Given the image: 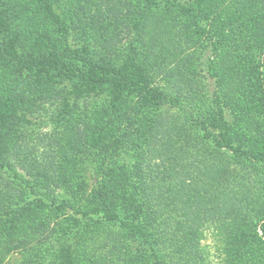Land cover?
Here are the masks:
<instances>
[{"label":"rangeland","instance_id":"obj_1","mask_svg":"<svg viewBox=\"0 0 264 264\" xmlns=\"http://www.w3.org/2000/svg\"><path fill=\"white\" fill-rule=\"evenodd\" d=\"M111 1L115 5L109 10L116 14L112 19L107 17L104 0H21L25 7H35L26 12L27 22L23 18L24 13L22 14L24 8L21 10L23 4L12 8L17 13L16 19H23L26 25L30 22L36 24L37 20L45 21L48 26L45 30L51 37V42L55 37L60 39L61 36L62 55L76 57L82 54L87 61L92 59L97 62L107 59L115 66L122 65L130 57L135 58L138 65L145 67L148 63L145 49L148 47L153 56H160L164 51H175L178 54L171 55L170 59L184 61L172 66V70L184 73L199 88L189 90L186 87L184 91L183 86L180 89L172 88L169 85L172 73L163 77L159 71H150V81L167 96L160 108L142 107L140 100L134 95L126 96L124 102H118L116 107L111 108L109 102L113 98L108 94L96 96L86 92L80 98L79 109H72L62 100L55 102L57 106L46 103L45 107L32 109L28 105L27 95L22 94V87H19L17 116L11 119L10 128L0 127V264H61V260L67 261L70 256L83 259L86 264H111L108 248L98 247L105 239H109L110 232L118 233L119 230L98 222H80L78 217L84 212H90L94 216L101 215L96 196L99 183L106 179V174L110 176L111 185L115 186L114 179L117 178L127 182V185L131 182L136 186L134 175L141 174L143 167L150 169L145 161L153 150L147 142L157 129L153 122L166 116L171 120L175 119L176 124L187 123L188 127H192L194 136L205 135L203 143L214 156L209 159H204L199 153L198 156L202 164L214 166L212 175L219 181L212 182L214 194L210 191L211 197L208 200L213 202L223 198L226 184L237 185L239 181L243 184L245 195L262 197L261 192L264 193V186L261 184L264 163H257L258 168H252L250 173L244 174L242 166L227 148L218 149L215 142L209 140L215 137L217 141H223L221 136L226 133V128L221 125L213 128L205 122V119L211 118L209 115L217 116L223 111L225 122L234 127L249 110L252 119L250 128L253 130L251 135L254 141L264 143V96L257 95L253 101L245 103L240 95L239 105L236 106L237 103L231 101L227 92H238L241 74L238 75L237 70L235 76H215L217 68L226 65L221 57L224 42L233 39L235 35L239 39L238 45L249 50L247 62L243 64L246 65L245 70L248 69L258 81L261 80V90H264V37L257 35L251 28L256 4L258 1L264 3V0H204L201 4L198 0ZM4 3L10 6L11 1L0 0V8H3ZM99 9H103L104 17L94 20L100 25L96 27L111 25L113 38L119 40L117 47L113 44L110 48H105L99 31L91 24L88 15ZM85 16L87 21L77 26L75 21ZM104 18L108 19L106 24L103 22ZM126 19L132 24L131 27L126 24ZM8 23H12V18ZM51 25L54 26L53 30ZM16 29L22 31L16 26L7 25L4 29L0 27V59H6V55L11 54L13 47H7L8 42L19 43L21 40V36L17 40L13 38ZM222 33L228 39L223 40L225 36ZM22 35L26 37L23 32ZM42 35L37 45L32 46L36 34L31 33L27 38L28 43L24 40L21 47L15 45L18 55L26 61H31L29 57L35 59L36 56V60L38 56L43 57L51 49L48 44L51 42L43 38L46 34ZM2 50L4 54L1 55ZM140 53H144V57ZM158 62L162 64L157 60L152 63L158 66ZM0 73H4L2 68ZM23 73L27 75L28 71L23 70ZM186 81L179 80L182 83ZM230 82L236 88H231ZM49 87L63 94L85 88L76 79L67 80L60 77V74L53 76L46 88ZM43 90L44 86H38L35 92ZM192 94H197L198 100L192 99ZM88 95L90 97L83 102ZM243 107L247 110L242 111ZM125 114H128L129 121ZM14 125L16 130L24 134V142L18 139L17 134L14 135ZM2 131H8V135L2 136ZM110 131L112 132L108 133ZM125 135H129V138ZM17 139L18 144L27 145L30 149L28 159L17 156L14 152L16 146L9 148V142L12 140V144L17 143ZM239 143L244 145L242 137H239ZM239 143L235 142V145ZM56 147L63 149L60 160L59 156L54 157ZM254 151L257 149L254 148ZM35 159L40 166L32 169L31 164H34ZM56 161L67 167L68 175L63 179L64 185H71L73 191L66 187H51L53 182L48 184L42 177L41 165ZM156 169H159L158 166ZM234 192L239 199L240 190L236 188ZM232 194L231 192L228 196ZM38 198L40 200L36 202ZM44 198L63 202L73 209V213L79 211L80 216L75 217L72 213L55 214L42 205ZM241 215L243 220L248 214L243 212ZM33 217L34 225L38 224L40 228L27 226V221ZM206 221L208 224L200 230L198 246L204 251L207 264H252L254 256L251 254L257 245L254 231L252 233L254 227L249 221H231L229 225L225 223L220 226L219 231L213 229L210 217ZM194 222L191 221L192 224ZM233 226L245 230L246 235L241 237L233 234L231 241H228L226 231ZM258 226L256 233L262 238L263 233L260 225ZM40 231H45L43 237L39 236ZM33 232L37 235L31 236L30 233ZM29 235L30 238H27ZM13 239L15 242L11 243L10 240ZM18 239L28 240L19 242ZM20 243L22 248L19 247ZM4 244L8 246L2 248ZM131 247L140 249V242L131 241ZM261 252L264 253V248ZM143 260L145 264H155L149 251L145 252Z\"/></svg>","mask_w":264,"mask_h":264},{"label":"trees","instance_id":"obj_2","mask_svg":"<svg viewBox=\"0 0 264 264\" xmlns=\"http://www.w3.org/2000/svg\"><path fill=\"white\" fill-rule=\"evenodd\" d=\"M10 1V6L4 3L2 5L3 8H0L5 9V11L0 10V27L4 29L9 25L10 27L21 28L22 31L18 29L14 31L15 35L13 38L17 40L19 39L17 37L21 36L23 39L21 38L19 43L17 41L15 43L8 42L7 47H13L11 54L6 55V59H0V68L4 72L0 73V127L10 128L11 119L17 116L16 110L18 107L16 103L20 97L17 95L19 87H22V94L25 93L27 95L28 105L32 109L45 107L46 103L57 106L55 102L60 100L64 101L72 109H79L80 98L86 92L96 96H100L103 93L108 94L113 98L109 102L112 105L111 108L116 107L118 102H124L128 95L137 97L142 107L160 108L167 96L159 87L155 86V83L150 81V77H148L150 71L156 73L159 71L163 77H168L172 73L169 79V85L172 88L177 87L180 89V86H183V91L186 87H189V90L193 88L198 90L199 88L198 84H194L195 81L193 79L188 78L184 73L172 70V66L184 61L183 59H170L171 55L178 54L175 51L167 53L164 51L160 53V56H153L150 47H148V49H145V54H148L146 57L148 63L147 65L145 64V67L138 65L135 61L136 59L130 57L122 65L115 66L107 59L97 62L92 59L87 61V58L82 54L76 57L70 54L62 55L61 36L60 39L55 37L51 42V37L47 35L48 33L45 30L48 27L45 21L37 20L36 24L30 22L29 25H26L23 19H16L17 13H15L13 8H16L17 5H24V3L21 0ZM198 1L201 4L204 0ZM114 5L111 0H104L103 6L107 10L108 19L116 16L112 10H109ZM23 8V18L27 22L29 20H27L26 12L34 10L35 7L30 8L24 5L21 10ZM102 12L103 9H99L88 15L90 16V21H92L91 24L94 29L96 28V31H99L105 43V48H110L113 44L117 47L119 40L113 38L111 25H105L101 28L96 27V25H100L94 20L104 17ZM254 14L251 28L263 38V2H257ZM10 18H12V23H8ZM108 19H103L104 24H106ZM86 21L87 18L85 16L75 22L79 26ZM126 22L128 25V19H126ZM73 24H75L74 21ZM131 26L132 24H129V27ZM53 29L54 26H52ZM22 32L25 34V38ZM30 33L32 35L36 34L33 37L34 44L32 46L38 44L41 36H43L42 34H46L43 38L51 42L48 43L51 49L43 57L37 55V60L35 56V59L29 57L31 61H26L22 56L18 55L15 45L18 44L17 47H21L24 40L28 43L27 38ZM222 34L225 36V39L222 37L223 40L228 39L225 33ZM238 43L239 39L235 35L233 39L231 38L224 42L221 57L223 61H226V65L223 68H217L215 71V76L217 77L220 74L225 77H228V74L235 76V71L237 70L238 75L241 74L242 78L238 82L240 86L238 92L234 90L227 92L231 101L237 103L236 106L239 105L240 95L245 103L253 101L257 95L264 96V90H261V80L258 81L257 77L252 75L248 69L245 70L246 65H243L247 62L249 50L242 45H238ZM104 52H107L106 49H104ZM2 54H4L3 50L1 51ZM140 55L144 57V53H140ZM155 60L161 61L162 64L158 62V66L154 65L152 62ZM23 70L28 71V74H24ZM55 74H58V76L60 74V77L71 81L76 79L85 88L69 94L55 91L51 87L49 89L46 88ZM179 80L187 81L182 83ZM38 86H44V90L39 93L38 91L35 92ZM229 86L236 88L232 82H230ZM90 95L86 96L87 98L83 102ZM197 96V94H192L191 98L196 99ZM230 99L227 97V100ZM84 107H87V105H84ZM245 110L247 109L243 107L242 111ZM223 115V111H221L219 115H209L211 118L209 120L205 119L207 125L213 128H217L220 125L226 128V133H222L221 136L223 141H217L215 137H211L209 140L214 141L218 149L227 148L234 156V159L238 160V164L242 166L244 174L250 173L252 168H258L257 163H264V143L262 144L258 140L254 141V137L251 135L253 130L251 131L252 128H250L252 123L250 112L247 110L242 115L239 123L234 124V127H230L225 122ZM125 117L129 121L128 114H125ZM16 120L18 121V118ZM176 123L175 119L171 120L168 116L153 122L154 127L157 129L147 139L153 150L145 161V165L150 167V169L143 167L141 174L134 175L135 187L131 182L130 185H127V182L117 180V178L114 179L115 186L111 185L110 176L107 174L106 179L100 181L96 198L102 211L101 215L94 216L90 212H84L80 216L79 211L73 213V209H70L63 202H57L55 199L44 198L42 199V205L55 212V214L66 215L72 213L75 217L80 216L78 217L80 222H98L116 227L119 232H110L108 234L109 239H105L98 247V249L108 248V259L111 264H145L146 262L143 259L145 252L148 251L155 260V264H207L204 251L200 249L198 242L201 236L200 230L208 224L206 219L209 217L211 218L213 229L217 231L220 230V226L225 223L229 225L231 221L236 223L249 221L254 227L252 233L254 231L253 235L256 238L255 242L257 245L251 254V256H254L252 264H264V253L261 252V249L264 248V193L261 192L262 197L255 194L245 195L243 184L239 181L236 183L237 185L226 184V194L223 198L213 202L208 200L211 197L209 192L211 191L214 194L212 182L219 181L212 175L215 170L214 166L202 164L198 153L204 159L212 158L214 153L203 143L205 135L194 136L192 127H188L187 123H184V125ZM228 128L232 129V131L228 130ZM12 130H14V135L17 134L18 139H21V142L25 141L24 134L18 129L16 130L15 125ZM7 132L2 131V136H7ZM106 136L108 135L106 134ZM125 137L129 138V135H125ZM239 137L243 138L244 145L239 143ZM18 139L17 143H14L15 145L12 144L11 140L9 148L10 146H16L14 152L18 154L17 156H23V158L28 159L31 151L27 145L18 144ZM71 140L74 141L73 138ZM235 142H238L239 145H235ZM254 148L257 151H254ZM62 150L60 147H56L54 150V157L59 156L58 160L61 158ZM49 163L41 165L44 180L48 184L53 182L51 187L57 186L62 189L66 187L73 191L71 185H64L65 181L63 179L68 175V169L64 163L59 161ZM31 166L32 169H36L40 164L35 159L34 164H31ZM156 166L159 169H156ZM262 175H264V172H262ZM261 180L263 187L264 176L261 177ZM236 188L241 192L239 199H237V194L234 192ZM231 192L233 194L229 197L228 195ZM39 200L38 198L36 202ZM239 211L241 213L246 212L248 215H245L243 220H241L242 215ZM192 220L195 221L193 224L191 223ZM33 225L34 217L27 221L28 227ZM258 225H260V230L263 233L262 238H259L256 233ZM34 227L40 228V225L35 224ZM40 232L39 236L43 237L45 231ZM226 233L228 234V241H231L233 234L241 237L246 235V231L238 226H233ZM30 235L35 236L37 234L33 232ZM30 235L27 238H30ZM24 240L28 239H18L19 242ZM133 240L140 242V249L131 247V241ZM10 241L13 243L15 239ZM26 242L29 243V241ZM3 246L2 248H6L8 244ZM19 247H23L22 243L19 244ZM85 253L86 251L84 250L83 254ZM61 264H86V262L83 259L80 260L77 257L70 256L67 261L65 259L61 260ZM99 264L103 263L100 262Z\"/></svg>","mask_w":264,"mask_h":264}]
</instances>
